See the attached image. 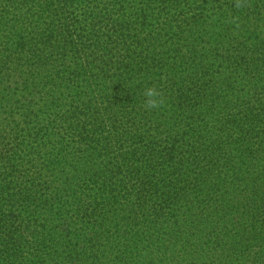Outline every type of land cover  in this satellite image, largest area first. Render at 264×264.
<instances>
[{"label":"trees","instance_id":"16d2710c","mask_svg":"<svg viewBox=\"0 0 264 264\" xmlns=\"http://www.w3.org/2000/svg\"><path fill=\"white\" fill-rule=\"evenodd\" d=\"M247 2L0 0V264H264Z\"/></svg>","mask_w":264,"mask_h":264},{"label":"clouds","instance_id":"9594fccd","mask_svg":"<svg viewBox=\"0 0 264 264\" xmlns=\"http://www.w3.org/2000/svg\"><path fill=\"white\" fill-rule=\"evenodd\" d=\"M247 6H248L247 0H234V7L237 9H242ZM143 95L145 97L144 105H143L145 110L151 111L164 107L165 105L164 94L155 85L145 88Z\"/></svg>","mask_w":264,"mask_h":264}]
</instances>
